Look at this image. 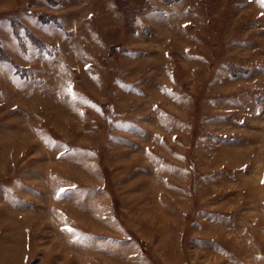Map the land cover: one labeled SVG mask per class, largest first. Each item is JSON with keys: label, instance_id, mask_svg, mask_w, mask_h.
<instances>
[{"label": "rangeland", "instance_id": "374dc122", "mask_svg": "<svg viewBox=\"0 0 264 264\" xmlns=\"http://www.w3.org/2000/svg\"><path fill=\"white\" fill-rule=\"evenodd\" d=\"M0 264H264L261 0H0Z\"/></svg>", "mask_w": 264, "mask_h": 264}, {"label": "snow or ice", "instance_id": "6c2138e0", "mask_svg": "<svg viewBox=\"0 0 264 264\" xmlns=\"http://www.w3.org/2000/svg\"><path fill=\"white\" fill-rule=\"evenodd\" d=\"M261 3L264 4V0H261Z\"/></svg>", "mask_w": 264, "mask_h": 264}]
</instances>
